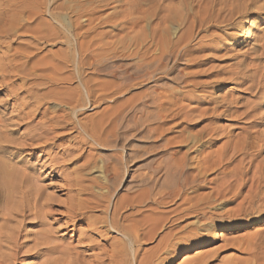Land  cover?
Returning a JSON list of instances; mask_svg holds the SVG:
<instances>
[{
  "label": "bare ground",
  "instance_id": "1",
  "mask_svg": "<svg viewBox=\"0 0 264 264\" xmlns=\"http://www.w3.org/2000/svg\"><path fill=\"white\" fill-rule=\"evenodd\" d=\"M143 1L147 0H134L132 3L141 8L140 5ZM171 1L173 0H150V2H153L155 5L153 6L154 9L153 7L151 8L153 11H150L153 13L155 18L153 36L155 37L154 41L156 51H158L156 56L153 58L155 70H162L163 68V70H165L166 68L167 70L170 69L171 71H174L176 70L180 60L192 62L194 59H197L194 55L196 51L200 50L201 52V50L205 51L206 49H210L214 43L217 45L219 39L224 45H226L227 41L230 43L231 39H236L238 37L237 33H234L233 31L229 32L228 30V32L225 31L226 34L223 35L224 37L222 38L221 36V38L217 41L211 37L212 40L208 43L203 44L202 40H198L194 43L195 45L199 43V45L194 46L193 41L198 38V36L203 33L205 29H210L211 27L220 28L222 25L221 23L227 24L228 27L230 26V28H232L235 26V20L239 17L245 19L246 22H248V25H253L255 20H253L252 17L256 13L264 12V2L259 3L261 0H179L178 4L180 6H173L174 4L169 5ZM61 3L62 2L59 3L58 0H0V90L9 92L7 93V98L2 100L0 99V264H17L18 262H21V260L23 261V259L30 256L36 257L39 260H36L37 263L34 262V264H164L167 259L166 257L161 259L160 262H156V257H158V253H160V251L170 254L176 250L170 239L167 237L163 238L158 244H156L157 247H155L154 251L152 250L153 252H149L148 255L145 254L146 256L139 259L140 252L138 246L143 244V241L147 242V240L153 238V228L151 230L152 233L148 231L145 232V234L141 233V235L143 234L141 237L140 234H138L136 223L130 225L126 223L124 224V221L130 219V216L124 215L123 211H121L122 206L125 203L123 204L120 200H117L114 203V207L109 213L107 203L109 204L111 197L109 195L110 190H108L105 185H101L100 190L97 191L96 195L94 194V200L74 196L71 199L66 200L63 204H59L57 196L49 191H46V185L48 184H43V181L48 177V175H44L43 171H38V165L44 167L47 165V162L50 161L51 170L49 174H58V164L56 163V160H58L59 152L53 153V151H50L47 153V156H44L45 158L38 157L35 161L31 158H26L27 154H29L27 150L40 147L43 144L42 142H44V140H41L43 138H47L49 135H46L47 132L54 129V122L49 126H46L47 123H45V125L40 121L35 122L36 124H32V122L38 115L41 114V107L46 98H57V90L59 87L58 79L61 80L57 76L61 69L60 63L63 61L62 59L66 58V62L71 59V50L68 48V52L66 51V54L64 53L65 57L61 58V60L60 54L57 51L51 52L50 55L46 54L49 56L43 54V56L41 55V57L37 59L34 58L37 52L33 49L36 51L40 50L42 48L40 44L44 42H51L52 45H55L59 42L58 40H60L58 38H61V33L58 27L59 25L56 21L59 16V9H64L63 6L65 4L64 2L62 4ZM90 7L92 8V6ZM153 16H151V18ZM139 17L137 16V19L135 18L134 20H130L128 18L129 20L126 19L124 23H121V26L127 27V29L132 28V30L133 28H137V26L142 27L141 23L146 19L144 16L143 18ZM71 20L73 19L68 20L66 25L72 26L73 28L74 23H72ZM74 21H76V19ZM34 22L37 23L33 24ZM75 25V27L78 28V25ZM181 28H184V31L180 32L181 34L179 35ZM68 30L72 33L71 28ZM88 30L89 29L87 28L84 32L88 34V32L91 31ZM251 32L252 31L248 29L246 30L245 40L251 36ZM26 33L30 34L32 38L31 45L28 44V46L19 45L17 47H13V39L15 37L24 36ZM78 33L81 34L80 31ZM127 33L126 35H128ZM72 34L70 36L67 35L66 39H64V37L62 38L68 43L67 45H70V47L73 39L71 38ZM82 36L83 35L81 34V37ZM126 37L124 44L127 46L128 41H126ZM138 37L139 36L134 35L130 39H133L134 41L138 39ZM262 37L264 38V36ZM263 38H261V40ZM62 39L61 41H63ZM198 39L202 38L200 37ZM237 40L239 41V39ZM200 41L202 42L200 43ZM79 42L80 41L78 40V43ZM136 42L138 41L136 40ZM33 44H35V46ZM81 46L84 48V52L81 50L84 54L87 50L89 51L88 46L84 43H82ZM81 46L79 47L80 49ZM258 47L262 49L257 51L259 52L258 58L263 60L261 55L264 54V42ZM123 48L125 49V47ZM225 52H227V50ZM238 53L236 54V57ZM254 53L256 54V52ZM222 56H224V54L221 55V57ZM226 56L224 58H226ZM253 56L248 55L247 59L251 60ZM86 57L87 56L84 58ZM86 61L88 63L90 62L87 59ZM84 62L85 61H83V63ZM171 62L173 63L170 64ZM245 62L247 61L245 60ZM255 63H258L257 60ZM233 65H230V68L228 66L218 68V65V69H216L215 66L214 69L211 65L214 70L209 67L204 70L205 72L202 70L203 73H208L206 75L209 76V79L204 80L202 83H198L202 89L199 87L196 88V91L200 92L192 96L194 103L187 102L188 104H184L183 102L174 101L173 97L171 99L172 95H166L163 91L156 90V95L152 98V102L156 107L153 117L160 124L158 128H162L161 124H166L169 120L177 117L191 121L197 118L201 119L202 122L209 121L194 134L185 136L183 133H179L174 136V138H166L164 145L166 147H170L169 144H171L172 141L173 143L175 141L179 143L178 145L180 148L186 146L188 147V150H202L203 154L201 153L199 157L195 158L190 157L189 152L187 151L183 153V155L177 156V153H179L180 150L174 148L169 153L170 162H166V169L162 168L163 171H166L164 173H167V177L161 183V186H156L157 182L155 183L157 170L150 171L149 169L150 174L149 176L147 175L148 177L142 176V178L140 177L141 179L139 178L140 181L144 182L147 187H144L145 191L143 190L141 194L144 192L145 194L142 195L137 202L142 203L150 201L154 204L162 205L170 202L169 199L171 198L176 199L177 196L183 197L185 194L194 192L193 190L190 191V189L194 187L198 177L202 175L205 176L209 170L222 168V171H220L221 175L217 179L208 180L204 177L206 181L216 182L217 185L214 191L215 199L222 197L223 200L227 199L224 201L226 203L237 200L240 197L241 199L236 204L237 206L235 208L237 210L232 209L234 212H230L231 208H229V215L226 217L222 216V219H226L227 221L222 225L221 229L215 231L214 235L216 239L225 236V232L223 231L261 225L264 222V156H262V151L264 150V130H253L254 127L260 123L262 124L263 122L259 121L260 119L257 116L258 113L255 114L249 110L252 108V105L251 108L250 106H247V101H245L246 108H249L246 110H243L242 108V112L240 110L241 106H239L241 105L240 101H237V98L234 99L233 96L219 98L216 97L218 95H214L215 88L222 85L225 79L228 81L235 80L236 84H238L237 81L241 79L244 80L245 84L250 82L247 87L246 85L244 87L250 90V92L255 91L254 93L260 94L261 92L262 94V91H264V70H262V68L264 67L262 62V68L257 67V70L254 71L253 67V73L249 74L250 70L245 69L247 70L245 71L244 69L238 67L231 68ZM249 66L252 68V65H248V67ZM183 73L185 72L183 71ZM223 74L226 75V78H224ZM148 75H150V73ZM199 75L201 76V73ZM184 77L185 75H183L182 81L185 83L189 79H184ZM17 80H20V83H17ZM45 84H48L50 88H47L48 90L43 93H37L36 90L40 89ZM186 93L188 94V91ZM71 99L73 100V98ZM188 100L190 99L188 98ZM252 100L254 101L252 104H257V99L256 101L254 99ZM239 110L241 111L240 115L243 116L244 120L245 118L246 120L248 119L247 121L250 120L249 127L246 126L248 129L245 128L237 133H235L234 130H231L233 132L229 134L227 133L228 135L226 140L217 145L222 138L220 137L221 134L218 127H216V125L213 126L215 120L221 113H236ZM259 110L261 111V109ZM237 115L235 118L240 117V115ZM51 116L49 117V121L54 118ZM261 118H264V115ZM132 121L136 126H141L143 124L147 125V120L142 117V114L141 117L136 116L132 119ZM24 127L30 128L29 131L31 130V132H25L23 130ZM152 128L153 127H151V129ZM169 129L170 128H167V130ZM257 129L259 128L257 127ZM152 132H154V129ZM18 133V137H13L14 134ZM60 155L62 157L66 154L61 152ZM192 163H196L197 173H191L188 170L190 169L189 165ZM152 171L153 173H151ZM63 179H53L55 181L49 183V186H51L50 188L55 189L56 192H60L65 189L67 192L62 193L69 196L70 194L75 193L74 190H76L77 193V190L79 189H87L85 188V184H83V180H81L78 176H74L68 181L66 180V182ZM58 185L62 188H59ZM156 187H162L163 189L156 191ZM154 195H156V197H154ZM132 199L135 200V198ZM189 199L191 200V198ZM134 200L130 201V199H128L126 201H128L127 203L129 204ZM211 200L213 199L209 195L208 197L198 199L196 203L198 204L197 207L201 205H199V203L205 202V205L207 203V206H205L206 208H212L211 204L213 203ZM196 204L192 206L195 207ZM193 207L190 208L189 206V208H185L184 211H188L190 209L194 210ZM200 207L199 211H201ZM206 208L204 211H198L199 214H203H201V216L205 217L208 215ZM94 210L101 211L104 215L102 213L101 215L103 216L96 215L93 213ZM152 216H147V218L144 217L145 222L143 223H149V225L152 224L151 226L157 227L159 221L157 218H153ZM139 222L137 223L141 225V222ZM199 223L200 221L195 223L196 225L192 230L193 232L198 231L199 233L200 229L204 230L206 229L205 227L208 226ZM31 224L39 225L41 227L40 230L35 232L32 231L34 234V240L32 238L33 241L28 240L32 236L28 237L30 232L26 229V227ZM212 228H214V226ZM209 229L211 228L208 227L206 230L210 231ZM69 231L72 232L70 233L71 235H69ZM115 231L121 233L122 238H115L114 241L112 240L113 242L110 241L111 243L108 244L109 241L107 242V238H109V233ZM211 237L212 236L209 232L198 235L197 238L203 239L200 241L199 247L205 246ZM241 239L227 240V243L224 244L222 248H240L242 251L253 255L254 258H251L252 261L251 259L249 260V258L248 261L237 260L231 257L222 260L221 264H264V229L251 231ZM192 241H194V239ZM157 251L159 252L157 253ZM176 252L177 250L175 253ZM206 257L208 256H196L183 264H206Z\"/></svg>",
  "mask_w": 264,
  "mask_h": 264
},
{
  "label": "rangeland",
  "instance_id": "2",
  "mask_svg": "<svg viewBox=\"0 0 264 264\" xmlns=\"http://www.w3.org/2000/svg\"><path fill=\"white\" fill-rule=\"evenodd\" d=\"M132 1L134 0H125V1L123 0H70V1L58 0L59 3L64 2V4L67 7L66 8L65 5L63 4L64 9L63 8H61V10L59 9L58 11L59 16L58 19L56 20L59 25L58 27L61 33L60 34L61 38L60 37L58 38L60 40H58L59 41L57 42L58 44L56 43L55 45H52L51 42L50 43L44 42L40 44V46H42V48L40 49L41 51L40 50L36 51L35 49H33L35 52H37L34 58L37 59L41 57V55L43 56V54L50 55L51 52L57 51L60 54V60H61V58L65 57L66 54L65 52L66 51L68 52L69 49L71 50L70 51L71 59L68 62H66V58L62 59L63 61H61L60 63L61 69L57 74V76L61 80L58 79L59 87L57 90L58 91L57 98H48V99L46 98L47 100L45 99V102L42 104L41 107V114L38 115L36 119L32 122V124H36L35 122L37 121L43 122L44 124L47 123V125L45 124L46 126H49L51 123L54 122L53 128L55 130L52 129L47 132L46 135L48 134L49 135L47 138H43L41 140V141L44 140V142H42L43 144L40 147L28 149L27 151L29 154H27L26 158L28 159L31 158L32 160L35 161L37 160L38 157L45 158L44 156H47L48 155L47 153L50 151L51 152L53 151V153L59 152L58 160H56L57 161L56 163L58 164L57 166L58 174H54V173L49 174L51 170L50 161H48L47 165L44 167L38 165V171H43L44 175H48V177L43 181V184L44 183L45 185L48 184L46 185L47 186L46 191H49L50 193L56 195L59 204H63L66 200L71 199L74 196L89 200L90 199L94 200L95 198L94 196L96 195L97 191L100 190L101 185H105L108 188V190H110L109 191V195L111 197L109 202L110 205L107 203L108 205L107 208L109 209L108 210L109 213L113 209L114 203L117 200H120L122 201L123 204L125 203L122 206L121 211H123L124 215L130 216V219H127V221L125 220L124 224L126 223L130 225L136 223L138 234H140L141 237L143 236V234H145V232L147 231L151 232L152 228L154 230V231L152 230L153 238L147 240V242L143 241V244L138 246L140 252L139 259L148 255L149 252H153L155 247H157L156 244H158L163 238L166 237L170 239L171 243L175 246L177 252L175 253L176 251L175 250L171 252L170 255L163 251L162 252L160 251V253H158L159 251H157L158 257H156V262H160L161 259L166 257L167 258L165 260L166 263L164 262V264H183L184 262L189 261V259L191 258L193 259V257L200 255L208 256L206 257L207 258L206 264H221L222 260L231 257L237 260H248V258L249 260L251 258L253 259L254 257L252 254L244 252L240 248L235 249L229 247L228 248H222V247L224 244L227 243V240L241 239L251 231L263 230L264 222L261 225H254V226L238 228L235 230L223 231L225 232L224 237H221L219 239L215 238L214 235L215 231L221 229L222 225L227 221L226 219H222V216L226 217L227 215H229L228 214L229 208H231L230 212L232 211L234 212V210L232 209L237 210L235 208L237 206L236 204L241 199L240 197L237 200H233L227 203L224 202L227 199L223 200L222 197H218V199L220 200H218L217 198L215 199L214 191L217 184L216 182L206 181L205 178H207L208 180L217 179L221 175L220 171H222V168L216 170L215 169L209 170L205 176L199 175L200 177H198V180L194 184V187L190 189V191L193 190L194 192L185 194V196H183L184 198L177 196L176 199L171 198L172 200L169 199L170 202L162 205L161 204L157 205L150 201H145L142 203H138L137 201L140 197H142V195L145 194V192L143 194L141 193L145 189L144 187L146 186V184L140 181V179L142 178V176L148 177L151 170H157L155 176V180H156L155 183L157 182L156 186L158 185L161 186V183L167 177L166 175L167 173L166 174L164 173L166 171L165 170L163 171L162 168L166 169L167 163L170 162L169 153L172 151V149L175 148L180 150L179 153H177V156H181L183 155V153L187 151L189 152L190 157H195V158L199 157L201 153L203 154L202 150H193V149L188 150V147L186 146L180 148L178 145L179 143L175 141L174 143L173 141L171 142L172 145L169 144L170 147L169 146L166 147L164 145L166 138H174V136L178 135L179 133L181 134L183 133L185 136L194 134L196 131L198 132L201 129V127H203L204 125H206V123L209 122V121L202 122L201 119L198 118H197L198 120L195 119L191 121L187 119L184 120L181 117H177L175 119L169 120V122H167L166 124L164 123L161 124L162 128L161 127L158 128L160 124L153 117L154 110H156V107L154 106L155 104L152 102V98L156 95V90L163 91L164 93H166V95L168 94L170 96L172 95L171 99L173 97L174 101L183 102L184 104L194 103L193 102L194 99L192 98V96L200 92V91H196V88L198 87L200 88L198 83H202L204 82V80L209 79L208 78L209 76L206 75L208 73L207 72L203 73V71L208 69V67L213 69V67L215 66L216 69H218L228 66L230 68V65L234 64L233 66H231V68L238 67L244 70L247 69L250 70L249 74L253 73L252 72L253 67H254V71L257 70V67H261L262 62L264 67V54L261 55L263 58L262 60L258 58L259 52H257L262 50L258 46L264 42V38L262 37L264 36L263 33L264 12L256 13L252 17V19L255 20V23H253V25H248V22H246L245 19L239 17L237 20H235V24H234L235 26L233 27L231 26L232 28H230V26L228 27L227 24L221 23L222 25L220 24L221 25L220 28L211 27L210 29L208 28L209 30L205 29L206 31L204 30L203 33H201L198 36V38L201 37L202 39L196 38L193 41L194 46L199 45V43L196 45L194 43L198 40H202L203 42L200 41V43L202 42L203 44L208 43L210 40H212V38L215 41H217L219 38H221V36L223 38L224 37L223 35L226 34L225 31L228 32V30L229 32L233 31L234 33H237L238 37L236 39H231L230 43L229 41H227L226 45H224L223 42L220 41L219 39L218 40L219 42L218 43L216 42L217 45L214 43L213 46L210 47V49H206L205 51L201 50V52L200 50L196 51L194 53L195 57L197 58L194 59L195 61L193 60L192 62H189L186 60H180L176 70L171 71L169 69L170 70L169 71L165 68L166 70L165 71L163 70L164 68L162 70L159 69L155 70L154 68L153 58L156 56L158 51H156V46L154 41L155 37L153 36V27L155 23L154 21L155 18L153 16V13H151L150 11H153L154 9L153 6L155 5L153 4V2H150V0H147V1H143L144 3L142 2L140 8L138 5L133 4ZM262 2H264V0H261L259 3ZM178 3L179 0H173L169 3V5L174 4L173 6H177V5L180 6ZM90 6H92V8ZM152 7L153 9H151ZM137 16L138 17L140 16L139 18H143L144 16V18L146 19L142 21V23L144 22L143 24L141 23L142 27L144 25L143 28L137 26V28H133L132 30V28L127 29V27L121 26V23H124L126 19L134 20ZM151 16L153 17L151 18ZM74 18L76 19V21H74L75 20ZM70 19H73L71 20L72 23H74L73 28L72 26L66 25V22H68V20ZM35 23L37 22H34L33 24ZM75 24L78 25L79 29L75 27L76 26ZM68 27L71 28L73 34L69 32ZM86 27L89 30H91V31L88 30L89 31L88 34L84 32L87 29ZM247 29L252 32H251V36L247 40H245L246 38L245 34ZM79 31L83 35L82 37L81 34L78 33ZM183 31L184 28H181L179 31V35L181 34L180 32ZM126 33L128 35H126ZM71 34H72L71 38H73L72 39L73 45L71 44L70 47V45H67L68 43L64 39H66L67 35L70 36ZM134 35L139 36L138 39H136L138 42H136V40L133 41V39H130ZM212 35L215 36L213 37ZM252 35L254 36V38ZM63 37L64 39H62ZM125 37L127 38L126 41H128L127 46L124 44ZM261 38H263L262 39L263 41L261 40ZM61 39L64 42L61 41ZM237 39H239V41ZM78 40L80 41L79 43ZM31 41L32 38L30 34L26 33V35L24 36L15 37L13 39L12 45L13 47H17L19 45L28 46V44L31 45ZM82 43L87 45L89 48V51L87 50L85 54L83 53L84 48L83 46H81ZM33 45L35 46V44ZM80 46L81 49L79 48ZM123 47H125L126 50ZM81 50H83V52H81ZM226 50L228 53L225 52ZM254 52H256V54ZM237 53L238 55L236 57ZM223 54L224 56L221 57V55ZM84 55L87 57L84 58L85 57ZM248 55L253 56V58H251V60L247 59ZM225 56L226 58H224ZM86 59L90 62L88 63ZM245 60L249 62L247 63L245 62ZM256 60L258 63H255ZM83 61L85 62L83 63ZM251 62H253L255 66L257 64V66L255 67L254 64ZM172 63L173 62H171L170 64ZM218 65L219 67L217 68ZM248 65H252V68H250V66L248 67ZM262 70H264V68H262ZM183 71L185 73H183ZM149 73L150 75H148ZM200 73L201 76L199 75ZM183 75H185L184 79L185 78L189 79L185 83L182 81ZM223 75L224 78H226L225 77L226 75L225 74ZM239 81H237L238 84H236L235 80L228 81L225 79L222 85L215 88L214 95H218L216 97L219 98H223L226 96H230V97L233 96L234 99L237 98L236 100L240 101L241 105L239 104L238 105L241 106L240 110L242 112L244 109L246 110L249 108V107L246 108V103L247 106H250V108L252 105V108L249 110L254 112L255 114L258 113L257 116L260 119L259 121L263 122L262 124L260 123L256 127H254L253 130L254 129L264 130L263 127L264 118H261L264 115L263 113L264 91H262L263 95L261 94V92H260L261 95L259 93L258 94L254 93L255 91L250 92V90L244 87L245 85L247 87L248 83L250 82H247L245 84L244 80L241 79ZM17 83H20V80H17ZM47 88L49 89L50 87L48 86V84L47 85L45 84L36 91L37 93H41V92L43 93L46 90H48ZM187 91L188 94L186 93ZM7 93L9 92L0 90V99L2 100L7 98L8 97ZM71 98H73V100ZM188 98L190 100H188ZM252 99H254L255 101L257 99L256 101L257 104L255 103L252 104L254 102ZM245 101L247 102L245 103ZM242 102L243 105L245 106L242 105ZM262 108H263V112H262ZM259 109H261V111ZM240 110L237 111L236 113L235 112L221 113L215 120L213 126L216 125V127H218L219 132L221 134L220 137L222 138L221 141L217 143V145H219L220 143L224 142V140H226L227 135L233 132L231 130H234V132L237 133L238 131L240 132L245 128L248 129L250 120L247 121L248 119L246 120L245 118L246 120L245 121L243 116L240 115L241 112ZM141 114L142 117L146 118L147 125L144 124L141 126L134 125L132 119L135 118L136 116L141 117ZM235 114L240 115V117L242 118L240 117L235 118L236 117ZM259 114H261L262 116ZM51 115L54 118L51 121H49V117ZM151 127L153 128L151 129ZM257 127L259 129H257ZM167 128L170 129L167 130ZM29 129L30 128L27 127L23 128L25 132L27 131L31 132V130L29 131ZM153 129L154 132H152ZM14 136L18 137L19 133L14 134L13 137ZM61 152H64L66 155L61 157L60 155ZM137 153L140 156H138ZM262 154H263L262 156H264V150L262 151ZM189 168L190 169L188 170L191 173H197L196 163L190 164ZM151 173H153V171ZM74 176H78L81 180H83V184H85V188L87 189L85 190L79 189L77 190V193L76 190H74L75 193H72L69 196L67 194L62 193V192H67L65 189H63V191H60L61 192L60 193V192H56L55 189H52L50 188L51 186H49V183L54 182L55 180L53 179L55 178H59V179L64 178L63 180H65L66 182V180L68 181L70 178ZM58 187L62 188L60 187V185H58ZM162 187H156L155 190L160 191V189L162 190L164 188ZM208 195L211 196V198L213 199L211 200L213 203L211 204L212 208L209 207L206 208L205 206H207V203L205 205V202L199 203V205L201 204L200 206L203 205L202 207L200 206L197 207L198 204L196 203L198 199L208 197ZM154 197H156V195H154ZM122 198L123 200L124 199L125 200L123 201ZM132 198H135L136 201ZM189 198H191V200ZM128 199H130V201L131 200L134 201L128 204L127 203L128 201H126ZM220 202L223 204V206ZM195 204H196L195 206L196 208L193 207ZM189 206L190 208L193 207L194 210L190 209L188 211H184L185 208H189ZM199 207L201 211H204L206 208V212L208 214L206 215L207 217L201 216L202 213L199 214V212H201L199 211ZM224 210H226L227 212ZM222 212L227 214H224ZM93 213L100 216L104 215L101 211L94 210ZM101 213L103 215H101ZM147 216L150 217L152 216L153 218H157V220L159 221L157 227L155 226L153 227L151 226L152 224L149 225V223H143L145 222L144 217L147 218ZM159 218H163V219H159ZM197 221H200L199 224L208 225L204 227L206 229H208V227L211 228L209 229L210 231L206 229L204 230L200 229L199 231L200 232L203 231L202 233L200 232L198 233V231L193 232L192 230L195 227L196 225L195 223ZM137 222H139L141 225H139ZM213 226L214 228H212ZM40 228L41 227L39 225H35V224L28 225L26 227V229L30 232L28 237L32 236L28 240L33 241L34 234L32 231L35 232L37 230H40ZM205 232H209V234L212 237L208 240L205 246L199 247V243L203 239L197 237L198 235L203 234ZM68 233L69 235H71L70 233L72 232L69 231ZM141 233L143 234L141 235ZM109 234L111 236L109 235V238H107V242L109 241L108 244L111 243L110 241L112 240L114 241L115 238H119V239L122 238L121 233H119L118 231L110 232ZM193 239L194 241H192ZM36 260L39 261L36 257L30 256L23 259V261L21 260V262H18L17 264H21L22 262H23L22 264H34V262L37 263Z\"/></svg>",
  "mask_w": 264,
  "mask_h": 264
}]
</instances>
